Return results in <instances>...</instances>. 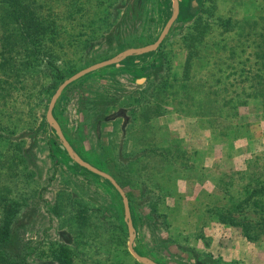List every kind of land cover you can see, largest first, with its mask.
<instances>
[{
  "label": "rangeland",
  "instance_id": "374dc122",
  "mask_svg": "<svg viewBox=\"0 0 264 264\" xmlns=\"http://www.w3.org/2000/svg\"><path fill=\"white\" fill-rule=\"evenodd\" d=\"M25 2L48 30L41 41L45 55L28 54L16 40L5 53L17 64L23 61L0 100V159L12 152L19 163V171L0 175V184L11 186L18 201L15 245L27 251V264H59L56 252L62 246L70 252L68 264H145L128 250L120 192L67 154L47 109L64 79L154 42L174 9L173 0H126L118 16L128 4L138 12L121 31L107 19L117 0ZM6 7L0 0V33L7 35L16 22L8 21ZM150 33L153 38L145 42ZM114 35L121 40L115 52ZM135 35L139 39L128 43ZM44 58L59 73L43 65ZM153 60L152 71H167L158 92L150 95L144 92L150 69L142 66ZM263 83L264 0H198L196 8L190 0H179V13L155 50L71 82L52 114L75 155L123 189L138 254L157 264H264V225L259 238L257 231L249 238L239 225L219 217L229 212L236 222L259 224L264 217L250 204L258 199L264 208V152L257 153V146L264 145L258 144L261 132L254 130L256 123L264 124L263 107L252 98L243 107L237 103L245 94L260 93ZM97 94L109 99L87 100ZM86 104L96 112L88 119L82 112ZM129 104L137 116L151 109L128 132L127 117L116 114ZM103 110L110 122H103ZM80 124L86 134L82 140ZM209 137L221 139L207 147ZM239 148L244 152L237 153ZM125 149L137 157L129 164L120 161ZM254 186L262 189L250 194Z\"/></svg>",
  "mask_w": 264,
  "mask_h": 264
},
{
  "label": "trees",
  "instance_id": "16d2710c",
  "mask_svg": "<svg viewBox=\"0 0 264 264\" xmlns=\"http://www.w3.org/2000/svg\"><path fill=\"white\" fill-rule=\"evenodd\" d=\"M6 5H7V10H6V16L8 17V21L12 23V20L16 22L15 26L11 28V33L9 34H2L0 33V67L5 68V71L0 73V77L4 74L5 75V80L2 81L0 79V93H1V98L2 96L6 95V91L10 88V82H13V76L16 75V72L20 69V64L23 61H19L18 64L14 60L7 59L5 53L7 52V49L10 48L9 43H16L15 40L22 45L25 46L26 52L29 54L35 53V55H45L43 50L41 49V41L44 39L48 26L46 25L45 21L38 16L36 11H33L31 7H29V4L25 2V0H5ZM126 5V0H117V3L114 5L112 11L107 15V19L111 17L110 23L113 24L114 22L119 25V30H122V26H126L130 19H132L134 16H136L138 10L135 6L128 4L126 13L123 15L118 16V13L120 11V7H123ZM133 8V11H132ZM133 12V13H132ZM134 14V15H132ZM13 25V24H12ZM11 38V39H10ZM113 50H115L116 46L118 43L121 41L120 40V35L119 36H113ZM153 38V33L148 34L146 41H150ZM139 39V35H135L132 40L128 41V43H132L135 40ZM14 45L11 46L13 48ZM159 51V50H158ZM115 52V51H114ZM113 52H109L107 54H111ZM25 57H28V55H24ZM160 57V55H159ZM161 62L162 64H165L166 60L164 59V56L161 54ZM153 63H150L149 65L142 66V69L144 68H149L150 69V78L146 82V87L143 89L144 92H149L148 94L153 95L158 92V87L161 85L163 82L164 78L166 77V71L167 68L163 67L162 70L160 71H152L153 70ZM43 65H45L48 68H52L56 71V73H59L57 70L55 64L49 60V59H43ZM165 70V71H164ZM58 75V74H57ZM59 78L61 77L60 75L58 76ZM239 97V95H238ZM234 97H231V101L233 100ZM253 100H259L260 101V106L263 107L262 111L264 112V83H263V88L261 89L260 93H251V94H245L244 98L238 101V106L243 107L245 106L249 101V99ZM97 100L101 103H105L107 99H109L108 95L107 96H102L97 94L96 96L91 95L87 98V100L92 101V100ZM135 101V100H134ZM89 105L86 104L85 108H83L82 112L85 115V118L88 119L90 117V114L96 113L92 111L93 109L90 108ZM151 108H147L145 111H141V115L146 114L147 111ZM155 111L152 113V115H158L159 111L158 108H154ZM157 109V110H156ZM239 110V107L238 109ZM236 110L235 113L231 114V119L233 120L232 117L235 115H238L239 112ZM136 108H131V105H128L127 111L124 112H118L116 115H120V117L124 118L125 116L127 117L126 123L128 124V132L129 128L135 123L137 120L138 116H141L138 114L136 115ZM149 117V116H148ZM218 117V116H217ZM111 116L107 115L106 111H102V119L103 122H110ZM146 119V117H143ZM220 118V117H219ZM214 120H216V116L214 115ZM87 124H90L87 122ZM84 125L80 124L78 129H77V135L79 136L78 140H82L83 138H86V134L84 133ZM118 133V130H117ZM127 133V130H126ZM96 136L99 135V132L95 133ZM116 135V133H114ZM2 137V135H0ZM92 138V136H91ZM53 144V143H52ZM54 146V145H53ZM58 148L53 147L51 148V151L54 153ZM123 154L120 156V161L122 164H129L133 162L134 160L130 159L131 157L136 156L133 155L132 152H127L125 149ZM18 159L12 155V152L10 156L6 157V159H0V166L4 168L2 172H0V175L3 174V177L6 173H13L14 171H17L19 169V163H17ZM19 171V170H18ZM254 174V173H253ZM252 175V173H251ZM0 185V264H27V251H23L22 253L19 251L18 247L15 245V239H16V229L18 227V224L15 223V213L18 205V201L14 199V196H11L12 190L11 186L5 183H1ZM256 185V184H255ZM218 188L221 189L220 184L218 185ZM259 189H256L254 186L253 190H251L250 194L253 192L255 193L256 191H259ZM249 199V196H246L242 202H245L246 200ZM255 200V199H254ZM251 202L250 204H253L255 208H258L261 211H264V208L262 207V202L260 200H255ZM153 201V200H152ZM242 202H239L234 205V207L241 206L243 204ZM149 203V202H148ZM149 207L156 209L154 207V204L149 203ZM229 210V208H228ZM229 212H224L221 214V219L222 221H226L230 224H237L239 227H241L243 233L248 236L249 238L253 237V234H250L252 231H257L255 234V237L259 238L261 235V230L264 225V217L261 218V224L260 221L256 222H250V221H240L236 222L232 218H228ZM228 215V216H227ZM255 229V230H254ZM257 229V230H256ZM190 252L194 254V250L190 249ZM69 254L70 252L67 250L66 247L62 246L57 252H56V260L59 264H68L69 261Z\"/></svg>",
  "mask_w": 264,
  "mask_h": 264
},
{
  "label": "water",
  "instance_id": "95a60500",
  "mask_svg": "<svg viewBox=\"0 0 264 264\" xmlns=\"http://www.w3.org/2000/svg\"><path fill=\"white\" fill-rule=\"evenodd\" d=\"M174 3V9L170 15V17L168 18L167 22L165 23L161 33L159 34L158 38L149 44H146L144 46H138V47H132L129 48L127 50H125L124 52L113 56L111 58H107L105 60L93 63L79 71H77L76 73L72 74L71 76H69L68 78L64 79L59 86L57 87L56 91L54 92V94L52 95L49 105H48V109H47V116L49 118V120L52 123V126L54 127L58 137L60 138L63 147L65 148V150L67 151V154L75 161L77 162L79 165H81L82 167L86 168L87 170L109 180L116 188L117 190L120 192L122 199H123V204H124V210H125V217L127 220V225L129 228V240H128V250L129 252L139 261L145 263V264H157L154 261H152L151 259L142 256L140 254H138L134 248H133V239H134V232H133V226H132V220H131V216H130V211H129V206H128V200L127 197L123 191V189L119 186V184L114 180V178L109 175L108 173L92 166L91 164H89L88 162L82 160L81 158H79L78 156L75 155V153L71 150L67 140L65 139L63 133L61 132L59 125L56 121V119L54 118L53 114H52V108L53 105L56 101V99L58 98V96L60 95V93L63 91V89L70 84L71 82L79 79L80 77L93 72L95 70L104 68L106 66L112 65V64H116L119 63L121 60L127 58L130 55L133 54H138V53H143V52H148V51H153L155 50L160 43L162 42L163 38L165 37V35L167 34L169 28L171 27V25L173 24L175 18L177 17L178 13H179V0H173Z\"/></svg>",
  "mask_w": 264,
  "mask_h": 264
},
{
  "label": "crops",
  "instance_id": "0c3cea01",
  "mask_svg": "<svg viewBox=\"0 0 264 264\" xmlns=\"http://www.w3.org/2000/svg\"><path fill=\"white\" fill-rule=\"evenodd\" d=\"M263 126H264L263 123L262 124L256 123V125L254 126L255 127L254 130H256L257 132L258 131L261 132L259 134V141H258V144H261V145H264V128H263ZM220 139L221 138H217L216 141H215V139L213 137L207 138V147L208 146H215V145H217L216 142H217V140L219 141ZM257 147H258V151H259L257 153H260L261 151L264 152V147H259V146H257ZM243 152H244V150L242 148H239L238 151H237V153H243ZM219 172H220V170H219Z\"/></svg>",
  "mask_w": 264,
  "mask_h": 264
},
{
  "label": "flooded vegetation",
  "instance_id": "af4514ba",
  "mask_svg": "<svg viewBox=\"0 0 264 264\" xmlns=\"http://www.w3.org/2000/svg\"><path fill=\"white\" fill-rule=\"evenodd\" d=\"M190 6L196 8L198 6V0H190Z\"/></svg>",
  "mask_w": 264,
  "mask_h": 264
}]
</instances>
